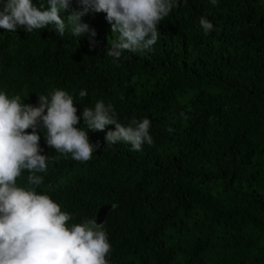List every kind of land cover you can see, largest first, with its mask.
<instances>
[{
	"label": "trees",
	"instance_id": "obj_1",
	"mask_svg": "<svg viewBox=\"0 0 264 264\" xmlns=\"http://www.w3.org/2000/svg\"><path fill=\"white\" fill-rule=\"evenodd\" d=\"M179 4L158 24L152 51H125L118 61L104 52L118 34L103 12L81 17L95 37H75L70 27L63 37L52 26L0 28V90L34 101L62 87L80 119L103 97L125 103L112 105L117 113L150 119L151 146L127 153L99 145L85 163L50 153L47 171L37 173L35 190L58 200L70 225L114 204L103 221L109 264H264V0ZM78 10L71 0L60 15L67 23ZM202 16L214 25L208 34Z\"/></svg>",
	"mask_w": 264,
	"mask_h": 264
},
{
	"label": "clouds",
	"instance_id": "obj_2",
	"mask_svg": "<svg viewBox=\"0 0 264 264\" xmlns=\"http://www.w3.org/2000/svg\"><path fill=\"white\" fill-rule=\"evenodd\" d=\"M48 3L45 10L31 0H7L0 11V28L15 33L23 27L32 33L52 26L63 37L70 27L75 37L87 33L95 37V30L82 23L81 17L90 11L103 12L113 33L118 34L104 50L114 61L125 51H152L160 36L158 24L180 6L179 0H77L81 10L69 15L66 23L60 12L70 7L71 0ZM211 3L215 6L217 0ZM199 23L205 34L214 30L206 17H200ZM89 43L93 48L96 45L94 39ZM65 90L53 87L37 94L34 101L0 90V264H109L108 235L103 223L95 219L100 218V205L110 210L114 204H100L94 219L70 225L71 215L61 210L62 204L35 190L43 183V175L37 173L47 171L50 153L85 163L99 145L127 153L130 146L132 151H140L145 143L151 146V121L130 110L115 112L113 106L123 108L125 103L105 97L94 108L84 107L80 119L73 96ZM79 96L86 97L87 91L81 90ZM180 115L185 117L183 112ZM79 122L92 132L75 127ZM38 127L45 135L40 145ZM40 146L45 147L46 155ZM25 170L28 186H19L17 181ZM48 184H55V180Z\"/></svg>",
	"mask_w": 264,
	"mask_h": 264
},
{
	"label": "bare ground",
	"instance_id": "obj_3",
	"mask_svg": "<svg viewBox=\"0 0 264 264\" xmlns=\"http://www.w3.org/2000/svg\"><path fill=\"white\" fill-rule=\"evenodd\" d=\"M109 210L107 209V208H105L104 206H100L99 208H98V214H99V216L101 217L100 218V220H101V222L100 223H103V221L105 220V218H106V215H107V212H108Z\"/></svg>",
	"mask_w": 264,
	"mask_h": 264
},
{
	"label": "water",
	"instance_id": "obj_4",
	"mask_svg": "<svg viewBox=\"0 0 264 264\" xmlns=\"http://www.w3.org/2000/svg\"><path fill=\"white\" fill-rule=\"evenodd\" d=\"M98 217H100V216H98ZM100 218L99 219H95L98 224L101 222Z\"/></svg>",
	"mask_w": 264,
	"mask_h": 264
}]
</instances>
